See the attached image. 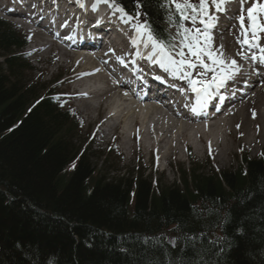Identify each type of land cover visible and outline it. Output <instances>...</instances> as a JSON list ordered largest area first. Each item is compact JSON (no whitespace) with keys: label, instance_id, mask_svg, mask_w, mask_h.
<instances>
[{"label":"trees","instance_id":"1","mask_svg":"<svg viewBox=\"0 0 264 264\" xmlns=\"http://www.w3.org/2000/svg\"><path fill=\"white\" fill-rule=\"evenodd\" d=\"M139 2L117 0L170 38L164 0ZM27 41L0 19V264H264V156L156 187L97 168L73 142L82 120L32 75Z\"/></svg>","mask_w":264,"mask_h":264},{"label":"snow or ice","instance_id":"2","mask_svg":"<svg viewBox=\"0 0 264 264\" xmlns=\"http://www.w3.org/2000/svg\"><path fill=\"white\" fill-rule=\"evenodd\" d=\"M100 3L106 4L113 15L119 13L121 23L130 24L134 31L130 43L136 49L137 57L158 66L173 79L186 83L187 90L195 97L191 107L193 113L202 110L221 89L241 74L240 64L225 52L224 45H214L213 34L219 24V14L227 12L233 0H164L161 7L169 11V26L175 29L170 38L158 36L150 25L140 21L142 14L139 11L134 17L117 0H96L92 5L93 11ZM136 3L139 9L142 5L139 0ZM236 3L240 5V14L233 16L240 30L236 39L240 50L236 56L264 65V44L261 43L264 0H249L250 6L247 7H244L245 0H236ZM80 6L84 5L81 3ZM141 44L147 49L146 55L140 50ZM117 60L124 63L120 57ZM179 90L184 94V88Z\"/></svg>","mask_w":264,"mask_h":264},{"label":"rangeland","instance_id":"3","mask_svg":"<svg viewBox=\"0 0 264 264\" xmlns=\"http://www.w3.org/2000/svg\"><path fill=\"white\" fill-rule=\"evenodd\" d=\"M0 17L5 19L3 14H0ZM8 21H10V18ZM45 34H42V32L37 35L30 34L27 49H34L33 51H35L30 57V62L35 67L32 75L35 78L42 77L41 82L47 88H50L52 82L57 79L58 74H62V80L59 82L63 81L64 84L60 91L67 93V103L71 106L74 104V109L84 118L81 129L75 135L73 142L75 145L81 144L83 149L90 146L89 152L93 153L91 160L96 164L95 167L98 168L104 160L107 161V167L111 166L118 169L116 171L118 175L125 174V177H127L131 173L133 175L141 173L143 178H150L151 187H156L157 184L163 185L176 182L180 167L188 168L194 165L196 168L198 166L203 168L205 172L218 171L238 167L244 153H249L251 156H264V135H259L254 144H249L254 132H259V129L254 128L259 127L256 126L258 123L261 126L260 121L254 124V130H249L247 140L242 138V132L239 129L234 132L232 127L229 126L230 135H226V131H224L226 146L229 148V150H226L224 157L221 155L224 150L220 151L222 146L215 151L208 150V148L196 150V146L202 148L201 143L196 139H194V144H190V146L179 144L177 152L172 151L168 158H159L161 152L168 147L150 145L146 136L142 138L144 144L135 146V143L137 144L140 141L134 142V140L125 138L121 123L118 125L120 121L107 115L106 109L109 107L107 101H102V106L96 109L94 105L96 104L95 99L98 97L79 95V92H82L81 89H84L83 83L87 82H85L83 74L78 75L76 73L72 59L73 52L69 53L66 50L63 53V50H58L55 46L42 45L43 42L41 43V41H43V37H46ZM96 73L98 74V72ZM77 88H81L79 92L76 91ZM88 104L92 105L90 109L86 107ZM250 112L254 113V108L250 107ZM106 117L107 120L104 119ZM121 132L123 133L121 134ZM115 133L119 134L120 138L116 137ZM235 133L240 135L239 138L234 135ZM90 142L93 145H89ZM104 169L106 168L104 167Z\"/></svg>","mask_w":264,"mask_h":264},{"label":"bare ground","instance_id":"4","mask_svg":"<svg viewBox=\"0 0 264 264\" xmlns=\"http://www.w3.org/2000/svg\"><path fill=\"white\" fill-rule=\"evenodd\" d=\"M22 4L25 7L31 8L33 16L36 15L37 5L32 0H23ZM230 32V28H226L222 32V36L218 37V44L224 45L225 52L230 41L228 36ZM128 34V32L125 33V35ZM96 50L97 46L93 44L86 51H73V65H75L74 68L77 74H84L90 71L95 76L94 79L97 82L105 83L107 77L103 56L94 55ZM140 50L147 53V49H144L142 46H140ZM133 51L136 52V50L131 48L130 53ZM241 70L239 79L237 81H230L228 87L245 85L250 80L247 76L249 74L248 67L242 66ZM245 88L246 90L239 93L226 108L209 118L212 121L209 123L202 122V118L190 119L184 114L170 111L165 106L160 107L149 104L145 102L148 100L147 98L141 99L130 96L128 93H124L123 90L118 89L112 81H109L103 90L104 96L99 100V106H102V101H107L110 106L109 108H114V111L117 113L115 116L120 121L122 129L125 132L123 134L125 138L136 142L146 136L150 145L168 147L165 151L161 152V158H168L172 151L177 152L179 144L184 146L194 144V139L198 140L202 147L196 146V150H203L208 147L212 151H215L218 147L222 146L220 151L224 150L223 154H221L224 157L226 150H229L226 146L224 131H226V135H230L231 130L228 128L229 126L232 127L234 132L239 129L242 132V138L247 140L249 138V130H252L254 124L260 121L261 126L258 123L256 126L259 127L254 128L259 129V132H254L252 139L249 140V144H254L259 135H264V87L256 88L254 85L250 88L245 86ZM93 91L95 90L93 89ZM90 92L91 90H88L86 93ZM181 101L182 97L179 98L177 104ZM252 106L254 107L255 115L250 112V107ZM109 116L112 115L109 114ZM115 134L116 137L120 138L119 134ZM234 135L237 138L240 136L238 134L237 136L236 133ZM136 145L138 146L139 144L135 143Z\"/></svg>","mask_w":264,"mask_h":264}]
</instances>
